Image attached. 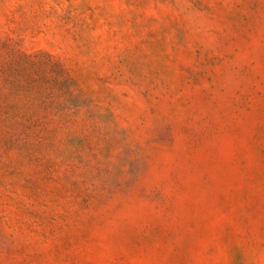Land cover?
I'll list each match as a JSON object with an SVG mask.
<instances>
[{
  "label": "rangeland",
  "instance_id": "rangeland-1",
  "mask_svg": "<svg viewBox=\"0 0 264 264\" xmlns=\"http://www.w3.org/2000/svg\"><path fill=\"white\" fill-rule=\"evenodd\" d=\"M0 264H264V0H0Z\"/></svg>",
  "mask_w": 264,
  "mask_h": 264
}]
</instances>
